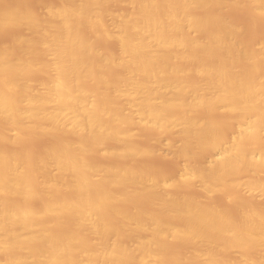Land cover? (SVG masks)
<instances>
[{
	"label": "bare ground",
	"instance_id": "6f19581e",
	"mask_svg": "<svg viewBox=\"0 0 264 264\" xmlns=\"http://www.w3.org/2000/svg\"><path fill=\"white\" fill-rule=\"evenodd\" d=\"M61 1L0 4V264H264V0Z\"/></svg>",
	"mask_w": 264,
	"mask_h": 264
},
{
	"label": "rangeland",
	"instance_id": "374dc122",
	"mask_svg": "<svg viewBox=\"0 0 264 264\" xmlns=\"http://www.w3.org/2000/svg\"><path fill=\"white\" fill-rule=\"evenodd\" d=\"M18 1H21L23 6H22V5H18V4L21 3V2L19 3ZM18 1L15 0V2H18L17 4H15L14 1H13V2H14V3H13V2H10V0H0V4H1V6H2V5L4 6V3L7 4V3L9 2V3L12 4V5L14 4V5L22 6L23 8H24V6H25V7H28V6H29V7H31L30 9L28 8L29 11H30V10L32 11V9H33V10H34V9L36 10V8H37L36 11H38V10H43V8H42L40 5H43L44 3L42 2L43 4H41V1L51 2V3H52L51 5H54V4H55V5H60V3H62V1H61V2H58L59 0H58V1H57V0H28V1H27V0H25V1H24V0H23V1H22V0H18ZM3 2H4V3H3ZM6 2H7V3H6ZM9 3H8V4H9ZM23 3H24V4H23ZM25 3H26V5H25ZM39 3H40V4H39ZM45 4H46V3H45ZM48 4H49V3H48ZM119 5H120V4H118V6L116 5L117 7H113V8H117V9H118ZM123 5H125V4H123ZM126 5H127V4H126ZM126 5H125V6H126ZM38 6H39L41 9H40V8L38 9ZM128 6H129V5H128ZM121 7H122V8H121ZM123 7H124V6H120L121 10H122V9H123V10L125 9V8H123ZM120 8L118 9L119 11H120ZM237 8H239V7H227L226 10H224V14L226 15V17H227L228 19H230V20H232V21H236L237 23H238V21H239L240 24L245 25L244 28H245L246 31H245V33H244V35H245L244 38H247V39H248V38H253V39H254V37H255L254 40L258 42V39L261 37V34H258V35H257L256 32L258 31V33H260V32L262 33V32H263V34H262V39L264 40V37H263V36H264V18H263L264 16H262L263 19H261V18H254V19H255V20H254V19H251V18H253V15H252V13L250 12L249 9H247V8H244V9L242 8V9H241V7H240L241 10H240V9L238 10ZM127 9H129V7L127 8V6H126V9H125V10L127 11ZM235 9L238 10V11H236ZM35 10H34V11H35ZM112 10H113V9H112ZM125 10H124V11H125ZM233 10H234V11H233ZM242 10H245V12H243ZM34 11H32V12H34ZM36 11H35V12H36ZM114 11H115V12H118L116 9H115ZM225 11H226V13H225ZM35 12H34V13H35ZM42 12L44 13V10H43ZM121 12H122V11H121ZM238 12H239V13H238ZM43 13H42V15H43ZM249 13H250V14H249ZM38 14H41L40 11H38L37 15H38ZM244 15H245V16H244ZM247 15H248V16H247ZM40 16H41V15H40ZM228 16H229V17H228ZM246 16H247L248 19H250V20L246 19ZM249 17H251V18H249ZM255 17H257V16H255ZM258 17H259V16H258ZM260 19H261V20H260ZM109 20H110V21L112 20L111 17H110V19H109V17H108V21H109ZM241 20H242V21H241ZM251 20H252V22H250ZM253 20L255 21L254 23H253ZM257 20H259V21H257ZM110 21H109V23H111ZM245 21H246V22H245ZM244 23H245V24H244ZM249 23H250V25H249ZM255 23H257V24H255ZM251 24H252V25H251ZM253 24H254V25H253ZM248 25H249V26H248ZM247 27H251V28L253 27V28H252V29H253L252 32H251V28H249V30H247V29H248ZM254 27H255V29H254ZM256 29H257V30H256ZM6 30H8V31H5V32H4L3 30H2V31L0 30V31L2 32V34L4 33V35H1V32H0V43L2 42V44H3L4 42L9 41V40H6V39L9 38V36H10L9 32H10L11 35H12V32L14 31V28H13V29H12V28H11V29L9 28V29H6ZM9 30H10V31H9ZM11 30H13V31H11ZM15 30H16V28H15ZM21 30L23 31V33H25L23 29H18V28H17L16 31L19 32V31H21ZM254 30H255L256 32H254ZM22 31H21V32H22ZM247 31H248V32H247ZM17 32H16V33H17ZM246 32H247V33H246ZM5 33H7L9 36H8L7 34H5ZM19 33H20V32H19ZM253 33H254V34H253ZM14 34H15V33H14ZM14 34H13V35H14ZM252 34H253V35H252ZM5 35H6L7 37H6ZM244 35H243V36H244ZM259 35H260V36H259ZM258 36H259V37H258ZM4 37H6V38H4ZM11 39H12V38H11V36H10V40H11ZM253 39H252V40H253ZM260 39H261V38H260ZM260 39H259V40H260ZM5 40H6V41H5ZM252 40H251V41H252ZM3 41H4V42H3ZM11 41H12V40H11ZM261 41H262V40H261ZM261 41H260V42H261ZM9 42H10V41H9ZM98 43H99V42H98ZM106 43H107V42H106ZM5 44H7V43H5ZM103 44H105V42H104V43H103V42L100 43V45H101L102 47L104 46ZM107 44H109V45H107ZM107 44H105L104 47H106V48H104V49L111 50V48H112L111 51H117V47H116V48H115V47H112V46H116L114 43H113V45H112L111 43H109V42H108ZM100 45H99V47H101ZM109 48H110V49H109ZM113 48L116 49V50H114ZM0 128H3V126H2L1 124H0ZM8 131H9V133H13V131H10V129H9ZM146 131H147V132H145V130H143V131H142L143 133L140 132L143 138L141 137V135L139 136V139H138L139 143H141L142 145H152V144H154L152 139L157 138L156 133H154L153 131H148V130H146ZM143 134H144V135H143ZM44 136H45V135H43V137H41V136H40V137H41L42 139L44 138V139H43L44 143H45V140H46V143H45V146H46L49 140L47 141L46 138H48V137H44ZM144 136H145V137H144ZM154 136H156V137L154 138ZM30 137H31V136H30ZM30 137H29V139H30ZM40 137H39V138H40ZM31 138H33V136H32ZM36 138H37V137H36ZM164 138H165V137H163L162 139H164ZM34 139H35V138H34ZM34 139H33V140H34ZM42 139H41V140H42ZM140 139H141V141H140ZM162 139H161V140H162ZM26 140H27V139H26ZM26 140H25V145H24V147H25V146L27 147V144H28V142H29L28 140H27L28 142H27ZM31 140H32V139H31ZM41 140L35 139L34 141H32L31 143L28 144V145H31V144H32L31 147L29 146V148H32V146H33L32 149L37 148L38 151H41V150H40V147H42V148L44 147V148H45V146H44V144H43V142H42ZM36 141H39V142L41 141V142H40L41 144H40L39 142L37 143ZM146 141H147V143H146ZM165 141H166V140H163V142H162L163 145L161 144L160 146L157 147V150H158V151H157L156 153L150 155L149 158H147L148 156H147V157H143V158H139V159H137V161H135V163H136L137 165H139L140 162H141L142 164H145V163L149 162V167L152 166V168H154V169L156 168L157 171H160V172H165V171H166L167 174H168V172L170 171L171 174L174 172L173 175H176V174L178 173L177 171H179V169H180V167H181L183 161H182L181 159H175V158L169 157V156H172V154H170V153H173V151L170 152V150H173V149H172L173 147L170 146L171 149H169V148H168L169 145H170V144H169V141H168V140H167V142H165ZM154 142H155V141H154ZM35 143H36L37 145H36ZM164 143H166V144H164ZM38 144H39V147H38ZM42 144H43V145H42ZM176 144H177V143H176ZM166 145H167V147H165ZM34 146H35V147H34ZM163 146H164V147H163ZM26 147H25V148H26ZM29 148H28L29 151L32 150V149H29ZM164 148H165V149H164ZM37 149H36V150H37ZM36 150H35V151H36ZM35 151L32 150V152H35ZM38 151H37V152H38ZM42 151H43V149H42ZM97 155H99V154H97ZM97 155H95L94 158H97V159H100V160H101L102 157H101V158H98V157H100V155H99V156H97ZM93 156H94V155H93ZM163 157H166V158H163ZM103 159H104V160H107V159H105V158H103ZM142 159H143V160H142ZM146 159H147V162H146ZM104 160H103V161H104ZM177 160H178V161H177ZM139 161H140V162H139ZM142 161H145V162H142ZM175 162L178 163L177 166H176V163H175ZM150 163H151L152 165H151ZM174 163H175V164H174ZM142 164H140V166H141ZM145 165H147V164H145ZM142 166H144V165H142ZM147 166H148V165H147ZM156 166H157V167H156ZM179 166H180V167H179ZM160 168H162V169H160ZM176 168H177V169H176ZM170 172H169V173H170ZM171 174H170V175H171ZM186 191H187V192H190V194H191V191H192V192H195V194H197L196 190H186ZM192 194H193V193H192ZM219 196H220V195H219ZM219 196H218V197H219ZM215 198H217V196L214 197V199H215ZM219 198H221V200H222L221 202L225 201L221 196H220ZM215 200H216V199H215ZM217 200H218V198H217ZM217 200H216V202H218ZM219 200H220V199H219ZM221 202H220V204H221ZM227 202H228V201H226V202H224V203L226 204ZM218 203H219V202H218ZM221 205H224V204L222 203ZM226 205H227V204H226ZM228 205H229V203H228ZM230 206H231V205H230Z\"/></svg>",
	"mask_w": 264,
	"mask_h": 264
}]
</instances>
